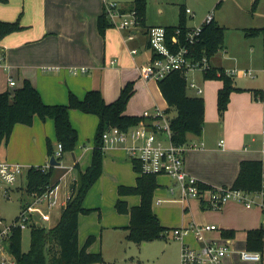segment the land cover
Wrapping results in <instances>:
<instances>
[{"label":"rangeland","instance_id":"374dc122","mask_svg":"<svg viewBox=\"0 0 264 264\" xmlns=\"http://www.w3.org/2000/svg\"><path fill=\"white\" fill-rule=\"evenodd\" d=\"M98 1L101 0H7L5 3L0 2V15L39 16L40 10L43 9L46 16H85L84 10L89 6V3L93 5ZM112 1H116L120 5H129L132 0ZM87 2L89 3L86 5ZM218 2L220 3L218 4ZM184 8H189L191 12L183 13ZM181 14L185 16L186 23L190 28L199 27L206 16L212 15L224 27L223 44L211 55L212 65L251 70L254 76L243 74L231 76L233 84L248 91L256 87H263L264 36L262 33L247 36L245 30L264 25V0H258L257 3H255V0H147V25H176ZM139 38H142L145 43L142 29L139 31ZM136 41L133 44L139 48ZM187 77L188 79L193 78L195 83L203 90L199 95L192 88H187L186 92L190 96L197 95L204 98L206 105L204 123L209 133L211 147L215 150L214 153L205 157V154L196 155L195 160L209 159L217 162L222 159L227 160L229 158L228 153L218 147V141L221 138L227 142V137L221 133L220 129L224 119L219 117L216 108L215 94L217 87L220 85V80L205 78L200 70L190 71ZM134 84L135 92L130 97L125 110L127 114L143 115L144 112L152 114L155 103L163 108L167 106L164 104L159 91H157L159 84L154 83L155 98L149 93L147 87ZM64 92L63 99L66 100L59 102L60 97L57 96V104L68 102L70 91L68 92V89H66ZM262 100L264 101V99ZM170 114L171 116L175 114L173 108H171ZM79 116L72 115V120L77 125V129L80 131L79 135L82 137L76 141L78 143L76 149L78 152L76 153H80L85 146L91 148L94 137H91L92 134H90L93 128H90L89 124L85 123ZM239 121L240 116L236 113V117L231 118L230 124L237 127L240 126ZM52 145L56 149L57 142ZM109 151V148H104L101 174L90 186L83 200V206L88 211L79 215V244L83 245L86 238L93 235L94 239L89 244L88 250L100 252L104 259V263L96 264H179L180 240L173 236L172 229L184 225L191 219L197 223L215 224L218 227L214 232L206 233L208 239L219 238L222 229L230 227L236 229L234 244L242 249L245 237L243 230L258 226L260 222L264 221V211L260 207L246 208L242 203L236 201L232 202L234 207L231 209H229L230 206H227L229 203L219 209H214L207 206L200 207V202L197 199L180 202L176 200L179 197V190L176 189L174 193L170 192L171 178L168 175H157L156 177H163L165 182L162 185L157 182L158 185L153 192L151 208L159 218L160 223L169 228V232H167L165 238L136 240L129 234L128 230L130 215L119 212L116 208L117 185L120 183L134 185L136 172L129 159L127 162L117 161V158ZM121 154L127 159L123 151H121ZM91 157V150L83 153L78 166L71 168L72 170H69L61 180H58V178L60 179L67 168H62L56 174L54 179L60 181L62 200L65 201L69 196L73 179L78 182L79 171L86 169ZM60 162L63 165L68 163L67 160H63V157ZM63 165L62 167H64ZM25 183L26 173H23L18 181L20 189L17 188L11 191L9 197H5L0 191V218L3 219V222L10 223L16 218L21 205L19 199L22 202L28 199ZM126 199L128 206L140 202V197L137 194L129 195ZM185 206L188 207L186 212L184 211ZM61 211L59 207L48 211V220L44 221L42 226L46 230L55 226ZM21 237V248L23 251H27L31 241L30 228L24 229ZM238 264L252 263L240 261Z\"/></svg>","mask_w":264,"mask_h":264},{"label":"trees","instance_id":"16d2710c","mask_svg":"<svg viewBox=\"0 0 264 264\" xmlns=\"http://www.w3.org/2000/svg\"><path fill=\"white\" fill-rule=\"evenodd\" d=\"M257 1L255 0V3ZM0 2L5 3L7 0H0ZM146 7L147 0H132L126 8L129 11H135L140 29L145 34L150 26L146 23ZM182 11L186 13L185 8ZM111 26L113 25L104 11L98 15L97 29L102 36L106 28ZM25 28L26 26L21 23V16L14 20L0 19V41L7 35ZM165 28L168 42L171 41L172 36L177 35L178 42L173 45L174 48L185 45L190 54L193 52L191 55L194 59H201L204 55L208 59L210 67L203 72V76L221 81V87L217 91V111L219 117L223 119L231 93L235 90H242L233 84L231 76L224 74L222 67L210 63L211 55L223 44L224 27L214 17L209 21H203L196 41L192 45L186 41V36L191 28L187 25L183 14H181L176 25H166ZM257 33H262L264 36V25L245 30L247 36H253ZM157 82L167 103V107L164 109L171 117L172 140L175 143H184L187 141L189 133L201 134L204 127V98L187 94L188 85L183 73L179 70L172 71ZM251 91L258 99H264L262 89L253 88ZM134 92V82L128 81L121 87L119 95L110 102L105 101L98 89H90L82 98L70 91L66 104H47L43 101L37 88L28 79L23 80L21 87L12 91L0 92V146L7 144L16 123L30 125L34 116L37 115L42 120L53 119L56 140L62 144L63 153H70L74 150L78 134L71 124L69 109L75 108L98 117L91 163L84 171H79L78 182L76 179L73 180L69 198L62 208L57 224L49 230L43 226H33L30 229L31 241L27 251H23L21 248L22 231L18 229L13 231L8 251L16 264L104 263L100 252L88 250L89 244L94 239L93 235H89L83 245L79 244L78 218L80 213L88 211L83 206V200L90 186L101 174L104 154L102 133L104 130L112 126L126 130L148 120L142 115H132L125 112L127 103ZM171 108L175 110V114L172 116L170 114ZM47 146L48 155H53L55 149L49 140ZM132 162L133 169L137 173L135 184H119L117 186L116 208L119 212L130 215L128 230L129 234L136 240L165 238L169 228L160 223L159 218L151 208L153 192L158 185L157 175L138 173L140 171L139 164L136 161ZM74 166L77 167L78 164L75 163ZM56 170L57 168L51 165L46 171H42L40 167L34 165L29 167L26 171V193L42 191L47 186L56 185L58 183V180L54 179ZM263 173V163L260 159H243L239 163L238 174L232 186L246 191L258 190L261 186ZM211 186L204 183L206 188ZM132 194L139 195L140 202L137 205L128 206L124 197ZM19 201L21 202L20 199ZM184 211H188V208L185 207ZM235 234L236 230L234 229L221 230L223 237L234 238ZM244 239L245 248L260 251L264 256V221L259 227L247 229Z\"/></svg>","mask_w":264,"mask_h":264},{"label":"crops","instance_id":"0c3cea01","mask_svg":"<svg viewBox=\"0 0 264 264\" xmlns=\"http://www.w3.org/2000/svg\"><path fill=\"white\" fill-rule=\"evenodd\" d=\"M121 6L128 8L129 5L123 4ZM103 7L104 2L101 0L93 5L89 3V6L84 10L85 16H46L43 9L40 10L39 16H21V23L26 28L13 32L0 41V92L12 91L21 87L23 80L28 79L37 88L43 101L47 104H57V96L60 97L59 102H64L66 99H63V95H65L64 91L66 89H68V92H74L79 98H82L87 90L98 89L105 101L110 102L119 95L121 87L126 82L133 81L140 87H147L149 93L154 96V83L156 82L158 85V82L154 79L143 80L139 77V72L136 69V64L145 61L149 53L145 32V43L142 38H139L140 30L136 32L134 40L127 42L124 40L126 32L114 26L107 27L102 36L97 29V17L103 12ZM17 17L0 15L2 20H13ZM135 40H137L139 48L133 44ZM132 48H138V52L132 54L130 52ZM113 59H115V62H111ZM73 66H86L88 70L75 73L71 71ZM9 78L15 81L14 86L8 84ZM220 87L221 81L215 94L216 108L217 91ZM262 88L256 87L254 89L261 90ZM157 91H159L164 104L167 105L160 88ZM156 105L160 106L155 103ZM205 112L206 105L204 116ZM236 113L240 116V126L237 127L230 124L231 118L236 117ZM73 114L80 115L79 117L85 123L87 122L90 128H93L90 134H92L91 137L94 136L98 117L94 114L70 108L69 118L77 132L79 129H77V125L72 120ZM223 119V124L219 125L222 126L220 128L221 133L227 137V142L221 138L223 146L219 145V140L218 147L228 153L229 158L227 160L222 159L219 162L209 159L195 160L196 155L205 154V157L215 152L213 147H211V140L205 123L201 134L189 133L187 135V141L198 143L202 141L204 145L202 148L186 152L184 167L188 173L194 175L203 183L212 186L232 185L238 174L239 163L243 159H260L264 169V101L255 97L251 90L248 91L244 88L238 91L235 90L231 93ZM79 134L80 131L78 132V140L82 138ZM48 140L51 144L57 142L53 119L46 118L42 120L35 115L30 125L24 123H16L14 125L7 144L0 146V159L24 164L25 168L31 165L47 164L50 159L47 146ZM91 144V148L85 146L80 153H76L78 152V150L76 151L78 143H76L75 149L72 151L74 158L71 152L63 153V160L68 161L67 165H63L61 162L64 166L63 168L68 166L75 167L74 164L79 163L83 153L90 150L92 153L94 137ZM107 148L117 158V161L127 162L128 157L124 149L119 146ZM120 150L125 153L127 159L123 157ZM130 162L133 165V162ZM61 169L57 168L56 174ZM67 172L69 171L67 170ZM67 172L64 171L63 174ZM156 180L161 185L165 182L163 177H156ZM171 184H174L173 180H171ZM128 196H125L124 199L127 200ZM232 202L226 203H229L227 205L230 206L229 209L234 207ZM191 221L193 220L187 221L184 225ZM261 223L251 228L259 227ZM247 229H244L243 232ZM185 240L193 242V237L186 236ZM232 241L235 248L241 249L234 244V238H232ZM179 246L180 254L181 242ZM243 248H245V239ZM263 257L258 263H250L263 264ZM234 260V264L242 261L237 256Z\"/></svg>","mask_w":264,"mask_h":264},{"label":"built area","instance_id":"2783aa9c","mask_svg":"<svg viewBox=\"0 0 264 264\" xmlns=\"http://www.w3.org/2000/svg\"><path fill=\"white\" fill-rule=\"evenodd\" d=\"M103 2V11L110 23L126 32L124 38L126 42L134 40L136 32L140 30L135 11L123 8L116 1L103 0ZM185 11L186 13L191 12L189 8H185ZM212 17L209 14L204 21H209ZM199 31L200 26L191 28L188 32L186 41L189 45L195 43ZM145 35L149 53L145 61L136 64L139 76L145 81L150 79L158 81L168 73L179 70L183 73L188 88L194 89L198 95L201 94L202 88L195 83L193 78L188 79L187 75L193 70H200L202 73L208 70L210 64L206 56H202L201 59H194L191 55L193 52L190 54L187 46L180 45L174 48L173 45L178 42L177 35L172 36L171 41L168 42L166 28L163 25H150ZM130 52L136 54L138 48H132ZM111 62H115V59ZM223 69L224 74L228 76L236 74L254 76L251 70ZM87 70L88 67L86 66L71 67V71L75 73ZM8 84L14 86L15 81L9 78ZM262 93L264 94V86ZM142 116L148 120L126 130L117 126L105 129L102 133L103 148L119 146L124 149L128 159L139 164L140 171L138 173L168 175L174 182L170 187V192L174 193L178 189L179 197L176 200L180 202L197 199L202 207L219 209L229 201H236L242 203L246 208L257 206L264 211V173L261 186L255 191H246L232 185L206 188L202 181L188 173L184 167L186 152L202 148L204 143L202 141L199 143L193 141L175 143L172 140L171 117L160 106L156 105L152 114L144 112ZM219 145L223 146V140H220ZM54 155L60 161L59 158L63 156L61 143L57 142ZM31 166L25 168L24 164L0 159V191L5 197H9L11 191L20 189L18 186L19 178ZM34 166L46 171L50 164L48 162L44 165ZM55 167L63 168L61 162ZM71 168L68 166L67 170L69 171ZM59 188V183H57L54 186H47L42 191L27 193L28 199L24 202L21 200L19 213L14 220L5 223L0 218V264H16L8 251L10 237L14 230L23 231L26 228L31 229L33 226H42L43 222L48 220V211L54 210L56 207L62 210L69 196L65 201L62 200ZM217 229L215 224H202L194 221L173 228V236L181 242L179 264H234L236 256L239 260L246 262L258 263L262 260L263 255L260 251L235 248L232 238L223 237L221 231L219 238L208 239L206 237V233L214 232ZM186 236H192L193 242L186 241Z\"/></svg>","mask_w":264,"mask_h":264},{"label":"water","instance_id":"95a60500","mask_svg":"<svg viewBox=\"0 0 264 264\" xmlns=\"http://www.w3.org/2000/svg\"><path fill=\"white\" fill-rule=\"evenodd\" d=\"M71 154H72V156H73V158H74V153L71 152ZM49 164H50L51 166H58V165H60V161L57 160V159L55 158V155L53 154V155L50 156Z\"/></svg>","mask_w":264,"mask_h":264}]
</instances>
